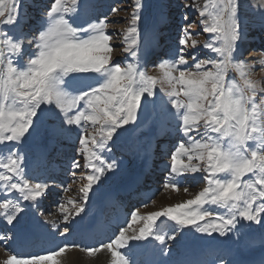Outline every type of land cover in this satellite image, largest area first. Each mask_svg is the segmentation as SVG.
I'll return each mask as SVG.
<instances>
[{
    "label": "snow or ice",
    "instance_id": "1",
    "mask_svg": "<svg viewBox=\"0 0 264 264\" xmlns=\"http://www.w3.org/2000/svg\"><path fill=\"white\" fill-rule=\"evenodd\" d=\"M26 6V0H0V144L10 152L6 161L0 160V169L5 170L0 172V181L8 195L20 194L15 201L5 199L0 203L6 224L15 227L20 223L25 211L22 201L35 205L48 188L46 183L31 186L23 179L26 165L22 146L37 138L54 141L77 126L81 146L77 156H82L91 169L87 184L81 189L83 200L87 201L92 191L93 204L102 207L112 195L106 186L111 179L107 174L116 175L120 167L115 158L108 161L104 153H111L121 136L133 132L125 126L135 125L144 113L151 111L161 121H178V130L185 138L171 155L170 172L176 176L202 173L207 186L185 204L150 214L138 235L126 237L125 230H121L117 239L87 251L107 248L111 264H153L145 248L128 242L148 241L153 222L168 216L178 226L176 233L191 225L196 233L228 237L232 247L260 253L247 261H238L232 256V247L224 248L220 250L218 264H264V232L256 236L251 227L254 223L264 229V87L246 77L243 62L233 63L235 45L241 36L238 0H213L211 10L199 12L202 31L214 34L216 41L206 42L204 48L218 58L197 59V53L192 52L189 63L185 52L193 33L181 30L183 35L175 57L158 64L162 70V94L156 91V78L148 76L138 64L128 62L121 67L110 62L111 36L105 33V20L95 18L82 27L72 23L77 13L91 11L88 0H54L46 13L47 27L41 24L34 35L23 33ZM135 6L137 11L124 40L128 45L125 51L139 59L137 22L141 20V0H135ZM183 7L195 10L193 5ZM258 11L264 15V9ZM183 18L187 21V14ZM193 23L188 21L187 27L191 28ZM150 39L146 34L145 56ZM196 43L193 40L192 46ZM230 67L240 72L242 84L226 80ZM87 74H98L103 80L95 86L85 85L81 77ZM89 122L94 134L87 132L85 125ZM37 155L38 162L45 159L42 148ZM183 157H187V163ZM80 167L79 160L74 159L73 176ZM172 187L177 185L173 183ZM80 212H84L83 205L77 214ZM136 219L133 212L132 220ZM77 225L83 230L94 227L87 216H81ZM176 233L169 239L176 240ZM66 234L67 228L60 233ZM13 238L0 235V242L6 245ZM19 238L27 241L33 234H21ZM155 239L163 243L165 237L157 235ZM78 246L64 245L59 251ZM170 251L165 249L166 253ZM56 255V251L28 254L26 258L17 254L6 264H54Z\"/></svg>",
    "mask_w": 264,
    "mask_h": 264
},
{
    "label": "rangeland",
    "instance_id": "2",
    "mask_svg": "<svg viewBox=\"0 0 264 264\" xmlns=\"http://www.w3.org/2000/svg\"><path fill=\"white\" fill-rule=\"evenodd\" d=\"M53 2L54 0L49 1V7ZM168 2L172 4H179L178 5L179 8L175 6L173 12L176 9H180V7L183 8L180 14L183 17L185 16V14H187L188 20L186 21L184 19L186 26L188 24V21H194L191 28L188 27L185 28L187 32L193 33L191 39L188 40V47L186 49V53H190L191 49L193 48L198 52L197 57L202 56V58L199 59H207L209 56H212L214 58V56L216 55V54L214 55V53L209 54L202 51L201 54H199L200 53L199 49L203 48L206 42L211 41L213 43H216L214 39V34L205 33L202 31V25L200 23L202 18L199 16V12L203 11L205 8L211 10V5L213 0H141L142 7L139 10L142 19L141 24H144L145 27L148 29L151 28V25H153L159 19V14L163 11V8ZM262 2L264 4V0H262ZM104 3H105V7H103L104 11L102 12L101 18H105L104 14H106L109 9L111 8L117 9V11L113 12L112 15L113 17L111 16V18L108 21H106V23L107 22L108 23H107V27L105 28V33L111 36V39L109 40L110 46H112L113 44H120V46L112 47L113 50H111V52L109 53L110 62L116 63L115 61L118 59V56L122 55L121 51L125 49L124 35L127 33V29L131 26L132 16L133 13L137 11V8L135 6V0H104ZM238 3L240 4V8H239L240 32L242 33L244 25L247 24H245L246 20L244 19V15H243L244 11H242L241 8V0H238ZM185 4L193 5L195 10L185 9L183 7V5ZM117 14L122 18L124 17L126 21H122V23L116 21L113 22V18L116 17ZM194 15L195 17L193 18ZM259 17H261L264 20V15L260 14ZM205 18H207V13H205ZM141 24L138 25L140 26ZM196 33H200V34L196 35ZM145 36H146L145 33L140 34L138 36L139 38L138 43L140 45H142V42L145 41ZM191 40L192 41L195 40L197 42L195 46H192V43H190ZM238 40H240V38ZM144 45L145 44L143 43V45L140 48L141 53L144 52ZM0 47H2V45H0ZM237 48L239 49V46L237 45L236 42L235 52L233 56V63H239L236 60L238 58ZM251 49L249 52H251ZM252 51H253L251 52L252 55H254L255 53L256 54L259 53V56L261 55L262 57L260 61H257V59H255V61H251L249 63L250 65L254 66L251 67V69L254 70L253 71L254 73L250 75L247 74L246 77L249 80L253 81L255 84H257L258 86L264 87V47L260 48L258 51L255 50V53L254 50ZM118 52L119 54H117ZM186 57L188 58V60H191V57L188 56ZM215 58L218 57L215 56ZM133 60L135 59L133 58ZM138 62L140 63V61ZM146 64H147L146 62L142 64L143 65L142 68L140 64V69L145 73L149 68L153 67L152 65L154 64L157 65L158 63L149 62L148 69L145 67L147 66ZM120 66L126 67L127 64L122 63L120 64ZM243 69L248 70V68H245V65H243ZM146 74L148 76H152L156 78L157 80L156 91L158 94H162L160 93V89H161L160 78L162 74H157V69L153 70V73H149V74L146 73ZM176 74L178 75V73ZM82 77L91 78L95 83L94 86L100 83L97 81L98 80L97 77L101 79V82L103 80V77L99 76L98 74H87V75H82ZM226 80L238 84L243 83V79L240 75V72L232 67H230L227 71ZM164 87L167 86L165 85ZM165 99H167V97H165ZM159 118H160L159 115L153 112V116L150 122L142 130L138 131L134 135L129 134V135L121 136L120 139L117 141L116 145L113 147L112 152L104 153L108 161H110L112 158H115L119 162L120 167L116 175L112 176L111 173L107 174L111 176V179L107 181L106 186L112 193L108 203H111V205H114L115 203L114 211H112L111 213L105 212L103 215L98 217V220L101 223H104V225L110 226V225H114L113 223L118 219V217L123 216L128 220V223L124 227H122L123 228L122 230L132 231L133 228H135L131 232V234L125 235L126 237L138 235L140 229L144 227L145 223H147V217L150 214H152V212L154 213L162 212L167 208H175L177 205L185 204L188 200L194 199L195 196L198 195L199 192L202 191L204 187L207 186V182L202 179V175H203L202 173H197L195 175L185 174L181 176H176L170 172L171 155L173 154L175 148L178 146V143L184 140L185 138L180 134L178 130L179 123L166 121L167 129L161 135L160 138L161 140L166 139L173 142V148L170 147L167 150L162 149L161 146L164 145V142H160L159 143L160 147L156 150L157 154L152 160L153 163H155V165L158 167L156 168L155 165H153L152 169L155 168L157 169L156 171H159L158 169H160L159 167H161V164L163 169L158 173L154 172L155 175L153 176L150 175L146 177L145 175L146 178L142 179V181H139V184L135 186L137 192L134 193L135 197L132 196V199H129L128 195L119 194L120 191L118 190H120V188L123 186L125 187L127 183H130L133 180V177L137 175L136 174L137 171H142L141 167H143L145 162L144 151L146 147L149 145V140L154 135H156V132L158 131ZM85 127L87 129V132H92L94 134V129L90 122L86 124ZM96 127L98 128L99 125H97ZM119 132L120 130H118L117 133H114L113 135L114 140H116V137L119 134ZM68 133L74 135L73 140L72 139L63 140L64 135L62 137H59L58 138L59 141L58 144L60 145L59 150L57 147L48 146L49 149H46L45 151V148L42 147L45 146L46 143L43 140V138H37L35 142H29L28 144H25L24 146L21 147V151L25 157L24 164L26 165L24 168L25 175L23 179L27 180V182L31 186H34L37 182L46 183L48 185V188H46L42 192L41 197L37 198V203L35 205H33L31 202L22 201L25 211L21 213L20 223L15 224V227L7 225L6 223L2 224V227H0V235H8L14 238L8 240L6 242V245L5 242H0V246L3 247V245L9 246L13 244L14 245L13 249L17 250V244H18L17 238L19 232L20 231L23 232V230H25V226L29 224L31 229L35 233H37L36 236L42 237L46 243L50 244L49 248H52L49 249L50 251L59 252L60 247H63L64 245H73L71 242V238L75 237V230L77 233V228H78L77 221L80 220L81 216H87V219L94 218L95 216H97L96 212H97V208L99 207L93 204L92 191L89 192V199L87 201L83 200V193L81 191V189L87 184V175L91 174V169L85 165L82 156H77V149L81 147L79 145L80 129L79 128L76 129L75 126H72L71 129L68 131ZM173 133H175L174 134L175 139H173L174 137ZM195 138L199 139L200 137L196 136ZM109 143L111 144V142ZM40 148H42L46 152L45 159L42 162H38L37 152L38 149ZM34 150L37 152H35ZM9 154H10L9 149L4 147L2 144H0V160L6 161ZM74 159L79 160L81 165L80 168L75 170V176L72 175V162ZM183 159L184 162L187 163V157H183ZM193 163H197V161L194 160ZM150 170L146 171V174L149 173ZM3 171L5 170L0 169V172ZM37 174H41L42 176L39 177ZM168 175L170 176L169 178ZM247 178L248 177H245V179ZM173 183H175L177 187H172ZM157 184L159 185L156 188ZM95 187L96 185H94V188ZM174 189H176L177 192L179 193L177 196L174 195L171 196V192H173ZM185 189H187V191H185ZM114 193H118V194H114ZM167 195L171 197L168 198ZM19 197H20L19 193L14 192L12 195H8L6 192H4L3 182L0 181V203H3L5 199H12L15 201ZM134 202H136L138 206L131 205ZM81 205L84 206V212H80L78 215L77 214L78 208ZM205 207H213V206L205 205ZM218 211L223 212L222 209H218ZM133 212L136 214L137 217V219L134 220L136 221L135 225H133L134 221L132 220ZM3 214H4V210L0 209V216ZM64 217H70L71 219L73 218V220H69L72 226H69L67 223H64L67 221L65 220ZM162 217H158L153 222L152 231L149 234L148 238L153 239L155 238V236L160 235V233L158 232L159 229H164V231H166L170 236L176 233L178 227L176 225V222L174 220H171V218L168 216H162ZM26 219L27 220L30 219V221L26 222L27 221ZM200 223L203 222L201 221ZM251 227L253 229L258 230V225L254 223L252 224ZM66 228H67V234L65 236H61L60 233L65 232ZM118 230L119 229H117V231ZM258 232H260V230L256 231V233ZM119 233H117L110 242L117 239ZM215 236H217V234H213V237H208L196 233L194 227H192L191 225L179 229V233H176V240H171L168 238L165 239L164 241L165 246L163 247V250L166 255V259H167L166 261L178 262L179 257H181L183 254L185 246H189L191 242H195L196 240H200L201 242L207 240L208 243L211 244L213 240L218 241V239L220 240L224 239L223 241H220L219 244L223 243L224 246L232 247L230 242L227 241L228 237H219L218 239H215ZM69 239L70 241H68ZM30 240L32 246L33 238ZM37 240L39 242V245L41 244V246H38L37 249L44 247L42 241H40L39 239ZM133 243H136V241ZM138 243L139 245L144 244L145 245L144 248L148 252H151L148 242L147 244L144 241L137 242L136 244ZM21 244L22 243H20V245ZM74 245H77L76 240ZM67 248L76 249V250L78 249L85 250L84 247L81 245H79L78 247H64V249ZM46 249L48 248H43L40 251H34V252L32 251L28 254L39 253L41 255H47L50 251L45 253ZM165 249H170L171 251L166 253ZM242 250L245 251V249ZM6 251H8V254H10L11 256L17 255L21 252L27 254L25 252L28 251V248L19 251L17 254L9 250ZM27 255H20V257L26 258ZM175 257L176 260L174 259Z\"/></svg>",
    "mask_w": 264,
    "mask_h": 264
},
{
    "label": "bare ground",
    "instance_id": "3",
    "mask_svg": "<svg viewBox=\"0 0 264 264\" xmlns=\"http://www.w3.org/2000/svg\"><path fill=\"white\" fill-rule=\"evenodd\" d=\"M47 1L48 0H26V5L27 6L25 8V13H31V14H27V15L25 14L24 15V19L22 21L23 33H26L28 35H34L35 34L34 30L40 28V26H41L40 23H42V22L37 19L38 17L40 18V16H38V15L36 16V14L39 13V11L42 9L39 5L44 4L46 6L47 5L46 4ZM93 2L96 3V8H97L96 11H97L98 16H100L102 14V12H103V7H105L104 0H94ZM89 4L91 5L92 2L89 3ZM178 5L179 4H172V3L168 2L165 5V7L163 8V11L159 14V19L153 25H151V28H149V29L146 28L144 24H141L142 19L140 21H138V24H141L140 26L138 25L140 34H144V33L148 34V36L151 38L149 40V46H152V47H155V49H158V47H160V41L163 38L166 39L167 37H169L170 30H168V28H172L173 29V32L176 33L175 36L180 37L182 35V31L181 30L185 29L187 26H186V23L184 21L183 16L180 14L182 12L183 8L180 7V9H176L173 12L175 6H177L179 8ZM241 8H242V11H244L243 15H244V19L246 20L245 24H247V25H244V27L242 26L243 27V32H242L243 34L241 33L240 40L237 41V45L239 46V49L238 48L237 49H238V52L239 51L243 52L244 50H245L244 52L247 51L245 53V54H247V58L241 59L242 56H239L237 54L238 58L237 59L235 58V59L239 63L243 62V65H245V68H248V70L247 69L244 70L245 74L246 75L247 74L250 75V74L254 73L253 72L254 70L251 69V67L253 65H250L249 63L251 61H255V59H259V58L262 57L261 55L259 56V53L257 55H252L251 54V52H252L251 48H256V46H259L260 48L264 47V20L261 17H259L261 12L258 11V9H264V4H263L262 0H241ZM112 9L113 8L108 10V12H107V20L106 21H108L111 18V16L113 15ZM44 10H45V8H44ZM47 10H48V8L46 9V12H47ZM40 13H41V11H40ZM89 14H90V12L87 15H89ZM76 15L79 16V20H81L80 16L84 15V13H83V11H81L80 13H77ZM119 15H121V14H119ZM254 15H255V17H254ZM194 17H195V15L193 16V18ZM253 17H254V19H253ZM114 21L122 23V21H126V20H125L124 17L122 18V17L118 16V14H117V16L113 18V22ZM72 23L75 26H78V27L80 26L79 24L75 23L74 17H72ZM80 23L82 24V22H80ZM149 23H151V22H149ZM30 24H32V25H30ZM43 26H44V24H43ZM18 33L19 34H17V35H20L19 30H18ZM115 38H117V37H115ZM118 39H119V36H118ZM173 40L177 41L176 39H173ZM173 40L171 39L170 41H173ZM25 43L27 44V41H25ZM143 43L145 44V41L142 42V45H143ZM115 46H120V44H113L112 45V47H115ZM127 46L128 45L125 42L124 43V47L126 48ZM117 48H119V47H117ZM172 49L175 50L174 54L176 55V53L178 51V48L176 46H173ZM250 49H251V52H249ZM28 50L32 51L34 49L29 48ZM112 50H113V48H112ZM199 51H200L199 54H201L202 51L206 52V53H209V54H213L209 49H206L204 47L200 48ZM157 52L159 53V51H157ZM192 52H196L198 54V52L195 49H193V48L191 49L190 53H192ZM121 53H122V55L118 56V59L116 58L117 59L115 61L116 63H119V64L126 63L127 64L128 62H132V63L138 64V60L137 59L133 60V58L130 56V52H126L125 49H124V50L121 51ZM148 53H149V51H148ZM190 53H186L185 52V55L188 56V57H191L189 55ZM117 54H119V52ZM140 54H141V58L145 57L144 52H142V53L140 52ZM175 55H171L169 57H166L165 59H173L175 57ZM215 56H214V58H215ZM199 58H202V56L201 57H197V59H199ZM26 61L27 60H25L24 62L26 63ZM188 61H189V63H192V59L188 60ZM158 64L156 65V67L153 68V70L157 69V74H162V70L158 67ZM81 78H82V80H83L85 85H89L90 84L91 78H89V77H81ZM158 120H159L158 121V124H159L158 125V131L156 132V135H154L149 140V145L146 147V149L144 151L145 162H144L143 167H141L142 171H137L136 172L137 175H135V177H133V180H134L135 183H138L139 181H141V179H142L141 177H145V175H146V177H148V175H150L151 173H153L154 171L157 170L155 168L152 169L153 165H155V163H153L152 160L154 159L155 155L157 154L156 150L160 147V144H159L160 142H164V145L161 146L162 149L167 150L170 147L173 148V142H171L169 140H166V139L161 140L160 137L167 129L166 121H170V122H173V123H178V121H176V120L161 121L160 118ZM75 128L78 129L77 126H75ZM173 134H175V133H173ZM63 135H64L63 140H67V139L68 140H71V139L73 140V138H74V135H72L71 133H68V132L63 134ZM63 135L57 136L54 141L46 142L45 146H42V147L45 148V151H46V149H49L48 146L57 147L58 150H59L60 149V145L58 144V142H59L58 138L62 137ZM165 138H167V137H165ZM174 138H175V135H174ZM35 152H37V151H35ZM165 162H167V161H165ZM163 165H165V164H163ZM168 165H169V162H168ZM155 167H156V165H155ZM164 167H166V166H164ZM156 168H158V167H156ZM159 168H160V171L163 169L162 168V164H161V167H159ZM150 169H152V170H150ZM148 170H150V172L146 174V171H148ZM158 172L159 171H156V173H158ZM169 177L170 176L168 175V178ZM168 178H167V180H168ZM158 185L159 184L156 185V188L158 187ZM178 194L179 193L177 192L176 189H174L173 192H171V196H173V195L177 196ZM171 196L167 195L168 198H170ZM100 210H101V208H99V212H101ZM152 213H154V212H152ZM59 214H61V213H59ZM71 214H69V215H71ZM70 217H67V221L73 220V218L71 219ZM30 219L29 220L26 219L27 220L26 222L30 221ZM89 219L93 222L94 225H98L99 226V223L97 221V217L89 218ZM67 221L64 222V223H67L69 226H72L70 221L69 222H67ZM135 222L136 221L133 222V225L136 224ZM4 223H6V222H5L4 218H3V215H1L0 216V227H2V224H4ZM134 229L135 228H133V230ZM102 230L103 231L100 234H99V231H98V233H91V235H90V232L84 234L83 236H80L81 234H79L78 237H81V238H79L77 241H78L79 245L84 247L85 250H82V249L76 250V249H68L67 248V249H64L63 252H60V251L57 252L56 251L57 255L54 257V264H111V260H112L111 253L107 250V248H100L99 251H93L91 253L86 250L87 248H91V247L96 248V247H99V245H101V244H106L108 242V238L105 236L107 230L115 231L113 229L110 230L108 228L102 229ZM121 230L122 229L120 228L118 230V232L121 231ZM254 230H256V229H254ZM258 230H260V233L264 232V229H261L259 225H258ZM258 230H256V231H258ZM132 231L131 230H125V235L131 234ZM163 231L164 230H161V229L158 230L160 235H162ZM24 232H25V230H23V232H21V231L19 232L20 234L18 235V238H17L18 239L17 240V243H18L17 244V250L13 249V247H14L13 244L9 245V246L3 245V247L0 246V264H6V261L11 257V255L8 254V251H6V250L12 251L15 254H17L19 251L27 249V248H29L31 246V240L25 241V240H21L19 238L21 234H24ZM78 233L79 232L77 231V234ZM258 235H260V234L258 233ZM163 236L165 237V239H168L170 237V235L167 232H165V231L163 233ZM215 237H217V236H215ZM150 240H153V243L151 245H149V248H150V251H151V252H149V254L152 255L154 253H159L160 252L161 255H163L164 254V250L162 249V247H163V245L165 243L164 242L161 243L160 241L156 240L155 238H153V239L148 238V241H144V242L147 244V242H149ZM223 240L224 239H221V241H223ZM227 241H228V239H227ZM133 242H135V241L134 240H130L128 243L129 244H133L134 246L142 247V248H144V246H145L144 244H141V245L136 244L137 241H136V243H133ZM20 243H22L23 246H20ZM33 243L39 245L38 240L35 241V242L33 241ZM196 243H197L196 241L195 242H191L189 244L190 248L189 249H185L183 251V254L187 253L188 251H190L189 254H191L192 250L197 248V245L200 244L201 242L199 240V242L197 244ZM207 243H208V241L204 240V242H203V244L205 245L204 249L207 248V246H208ZM212 245L218 248L219 254L221 252L220 250L224 249L223 247L228 248L226 246H223L224 244L223 245H219V244L213 243ZM39 246H41V244ZM118 250L121 251V252L126 251V249H118ZM245 252L247 253V256L249 255L248 258L244 259L242 257V258H240V261H243V260L247 261V260H249V257L251 259L252 256H254V255L255 256H259V254H260L259 251L251 252V251H249L247 249H245V251L240 250V249H238V250L233 249V254L232 255H235L236 253L240 254V253H245ZM218 256H219V259H220L221 258V254L218 255ZM190 261H192V260H190ZM183 262L184 261L179 262L178 264H192V262H190V263H188V262L183 263ZM162 264H175V263H162Z\"/></svg>",
    "mask_w": 264,
    "mask_h": 264
},
{
    "label": "water",
    "instance_id": "4",
    "mask_svg": "<svg viewBox=\"0 0 264 264\" xmlns=\"http://www.w3.org/2000/svg\"><path fill=\"white\" fill-rule=\"evenodd\" d=\"M151 116H152V112L149 111L147 113H144L142 118L140 120H138L135 125H131V124L128 125V128L133 129V132L131 134H133L135 131H137L138 129L143 127L149 121Z\"/></svg>",
    "mask_w": 264,
    "mask_h": 264
}]
</instances>
